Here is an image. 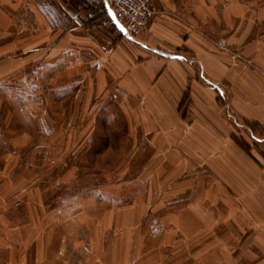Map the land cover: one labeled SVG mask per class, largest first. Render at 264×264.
I'll return each instance as SVG.
<instances>
[{"label": "crops", "instance_id": "crops-1", "mask_svg": "<svg viewBox=\"0 0 264 264\" xmlns=\"http://www.w3.org/2000/svg\"><path fill=\"white\" fill-rule=\"evenodd\" d=\"M151 13L128 35L110 0H0V105L70 116V152L119 112L141 169L51 208L41 177L4 179L0 264H264V168L227 116L264 127V0Z\"/></svg>", "mask_w": 264, "mask_h": 264}, {"label": "rangeland", "instance_id": "rangeland-1", "mask_svg": "<svg viewBox=\"0 0 264 264\" xmlns=\"http://www.w3.org/2000/svg\"><path fill=\"white\" fill-rule=\"evenodd\" d=\"M47 110L54 120L48 119L40 124L34 120L20 119L17 106L0 105V187L6 178L19 180L21 177H41L43 193L44 196L47 195L46 204H51V208L54 207L56 198L61 200L70 195L93 193L101 185L114 183L118 176H131L141 171L139 163L127 166L131 157L130 137L119 112H116L115 121L100 124L98 136L90 150L89 147L86 148V144L85 147H77L75 152H70L65 131L72 129V118L54 113V106H47ZM227 112L234 127L236 144L255 161L260 160L263 163H260L261 167L264 168V127L255 121L240 119L234 111ZM55 129L58 131L57 136L54 135ZM135 156L140 157V154H135L134 158ZM170 171L173 182L183 174L180 169ZM58 178H65L63 180L69 182L57 183ZM255 215L252 216L253 221H257L259 217L257 213ZM237 217L243 220L240 213ZM50 257L44 264H54V256Z\"/></svg>", "mask_w": 264, "mask_h": 264}, {"label": "built area", "instance_id": "built-area-1", "mask_svg": "<svg viewBox=\"0 0 264 264\" xmlns=\"http://www.w3.org/2000/svg\"><path fill=\"white\" fill-rule=\"evenodd\" d=\"M154 0H110L116 20L124 32L136 35L146 30L151 21Z\"/></svg>", "mask_w": 264, "mask_h": 264}]
</instances>
